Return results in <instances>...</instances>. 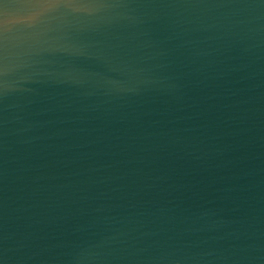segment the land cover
Returning a JSON list of instances; mask_svg holds the SVG:
<instances>
[{
	"label": "water",
	"instance_id": "1",
	"mask_svg": "<svg viewBox=\"0 0 264 264\" xmlns=\"http://www.w3.org/2000/svg\"><path fill=\"white\" fill-rule=\"evenodd\" d=\"M0 264H264V0H0Z\"/></svg>",
	"mask_w": 264,
	"mask_h": 264
}]
</instances>
